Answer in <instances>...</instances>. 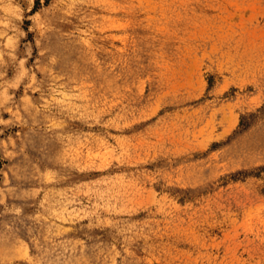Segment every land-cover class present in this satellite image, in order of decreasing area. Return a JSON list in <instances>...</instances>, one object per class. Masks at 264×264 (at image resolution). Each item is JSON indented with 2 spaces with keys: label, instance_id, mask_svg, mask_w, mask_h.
Masks as SVG:
<instances>
[{
  "label": "rangeland",
  "instance_id": "374dc122",
  "mask_svg": "<svg viewBox=\"0 0 264 264\" xmlns=\"http://www.w3.org/2000/svg\"><path fill=\"white\" fill-rule=\"evenodd\" d=\"M0 264H264V0H0Z\"/></svg>",
  "mask_w": 264,
  "mask_h": 264
}]
</instances>
